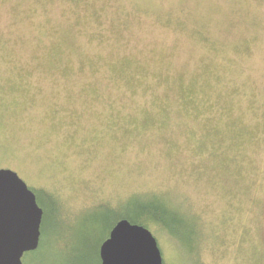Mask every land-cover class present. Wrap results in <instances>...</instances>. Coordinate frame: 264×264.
<instances>
[{
  "label": "rangeland",
  "instance_id": "1",
  "mask_svg": "<svg viewBox=\"0 0 264 264\" xmlns=\"http://www.w3.org/2000/svg\"><path fill=\"white\" fill-rule=\"evenodd\" d=\"M0 169L43 211L22 264H99L132 195L201 224L149 226L163 264H264V0H0Z\"/></svg>",
  "mask_w": 264,
  "mask_h": 264
},
{
  "label": "water",
  "instance_id": "2",
  "mask_svg": "<svg viewBox=\"0 0 264 264\" xmlns=\"http://www.w3.org/2000/svg\"><path fill=\"white\" fill-rule=\"evenodd\" d=\"M43 211L34 192L10 169H0V264H22L40 240ZM99 264H163L161 251L145 227L118 220L100 244Z\"/></svg>",
  "mask_w": 264,
  "mask_h": 264
},
{
  "label": "trees",
  "instance_id": "3",
  "mask_svg": "<svg viewBox=\"0 0 264 264\" xmlns=\"http://www.w3.org/2000/svg\"><path fill=\"white\" fill-rule=\"evenodd\" d=\"M187 89L185 93L180 94L181 98L190 95V89ZM132 196H135L134 200L130 201L125 207L110 211L114 217L112 227L118 220L126 219L132 224H137L147 229H149V226L159 227L176 241L181 239L182 242H185L200 238L201 231H203L200 230L201 224L186 209H181L177 204L168 202L167 199L161 198L158 195ZM46 197L50 199L48 195ZM190 225H193V227H190ZM195 246L194 248L192 247V253L198 249V245ZM39 249L40 245L32 252H38Z\"/></svg>",
  "mask_w": 264,
  "mask_h": 264
}]
</instances>
